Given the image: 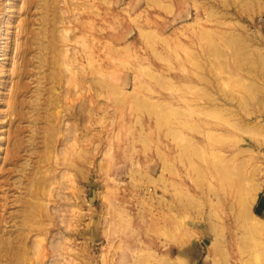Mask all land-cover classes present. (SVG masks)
<instances>
[{
  "label": "rangeland",
  "instance_id": "rangeland-1",
  "mask_svg": "<svg viewBox=\"0 0 264 264\" xmlns=\"http://www.w3.org/2000/svg\"><path fill=\"white\" fill-rule=\"evenodd\" d=\"M260 191L264 0H0V264H264Z\"/></svg>",
  "mask_w": 264,
  "mask_h": 264
},
{
  "label": "crops",
  "instance_id": "crops-1",
  "mask_svg": "<svg viewBox=\"0 0 264 264\" xmlns=\"http://www.w3.org/2000/svg\"><path fill=\"white\" fill-rule=\"evenodd\" d=\"M254 202V210L257 212V216L264 220V191L258 193Z\"/></svg>",
  "mask_w": 264,
  "mask_h": 264
},
{
  "label": "water",
  "instance_id": "water-1",
  "mask_svg": "<svg viewBox=\"0 0 264 264\" xmlns=\"http://www.w3.org/2000/svg\"><path fill=\"white\" fill-rule=\"evenodd\" d=\"M205 242H206V243H210V240H209V239H205Z\"/></svg>",
  "mask_w": 264,
  "mask_h": 264
},
{
  "label": "bare ground",
  "instance_id": "bare-ground-1",
  "mask_svg": "<svg viewBox=\"0 0 264 264\" xmlns=\"http://www.w3.org/2000/svg\"><path fill=\"white\" fill-rule=\"evenodd\" d=\"M26 61V60H25ZM256 198V195L254 196V199Z\"/></svg>",
  "mask_w": 264,
  "mask_h": 264
}]
</instances>
